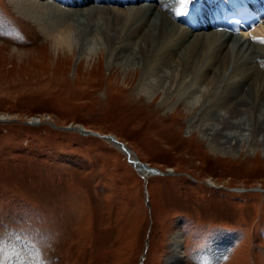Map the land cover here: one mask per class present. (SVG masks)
Listing matches in <instances>:
<instances>
[{
  "label": "rangeland",
  "instance_id": "1",
  "mask_svg": "<svg viewBox=\"0 0 264 264\" xmlns=\"http://www.w3.org/2000/svg\"><path fill=\"white\" fill-rule=\"evenodd\" d=\"M35 1L44 27L0 0V264H175L177 234V264H264L263 140L217 146L190 129L195 113L177 96L140 93L141 68L52 50L45 31L60 15L99 7ZM230 73L219 89L247 74Z\"/></svg>",
  "mask_w": 264,
  "mask_h": 264
},
{
  "label": "bare ground",
  "instance_id": "2",
  "mask_svg": "<svg viewBox=\"0 0 264 264\" xmlns=\"http://www.w3.org/2000/svg\"><path fill=\"white\" fill-rule=\"evenodd\" d=\"M190 1L77 0L73 6L99 8L80 12L76 18L58 15L57 25L45 33L50 38L52 50H79L80 54L88 52L95 55L107 52L128 72L141 68L137 84L140 93L151 96L165 94L162 104L177 96L178 102L187 103L189 110L195 113L190 129L200 130L217 146L237 149L244 140L250 145H256L259 140L264 142V46H261L264 38L259 39L264 32L255 34L264 25L246 32L247 36L254 35L255 40L248 39L246 35L232 37L223 32H195L191 27L186 29L176 22L186 19L182 14L191 6ZM13 3L21 9L22 15L40 27L45 26L47 20L43 17L49 13H46L44 3L35 0H13ZM94 19L99 20L102 26L93 25L91 21ZM104 20L109 24L105 25ZM82 23L92 28L84 31L80 29ZM252 44L257 49L261 46L255 54ZM13 50L18 55L22 53ZM246 58L250 64L242 68L241 61ZM231 69L238 75L247 74L241 80L238 76L239 81L233 84L234 90L219 89L218 81L226 75L230 76ZM203 82H206V87L199 86ZM73 128L86 133L84 127ZM109 139L115 142L114 138ZM122 151L130 156L131 162L141 172L158 174V170L135 160L136 157L127 148ZM179 239L180 234H177L172 241L175 252L171 262L175 264L178 260L180 262L175 255ZM228 249L221 248L222 254H226Z\"/></svg>",
  "mask_w": 264,
  "mask_h": 264
},
{
  "label": "water",
  "instance_id": "3",
  "mask_svg": "<svg viewBox=\"0 0 264 264\" xmlns=\"http://www.w3.org/2000/svg\"><path fill=\"white\" fill-rule=\"evenodd\" d=\"M70 128H72L71 126L70 127H66V129H70ZM91 133H94V134H96V135H100V136H103V137H112V138H114L115 139V141L119 144V145H121L123 148H125L126 149V145H125V143L124 142H122V141H119V140H117L116 138H115V136L114 135H111V134H100L99 132H91ZM129 151V150H128ZM142 165H144V166H147L145 163H141Z\"/></svg>",
  "mask_w": 264,
  "mask_h": 264
}]
</instances>
